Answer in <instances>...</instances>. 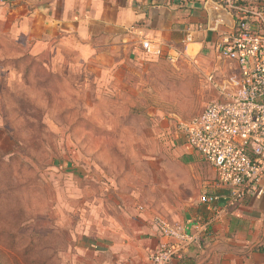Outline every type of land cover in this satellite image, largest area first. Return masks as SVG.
Masks as SVG:
<instances>
[{
    "label": "rangeland",
    "instance_id": "374dc122",
    "mask_svg": "<svg viewBox=\"0 0 264 264\" xmlns=\"http://www.w3.org/2000/svg\"><path fill=\"white\" fill-rule=\"evenodd\" d=\"M20 38L0 10V152L22 173L32 168L36 184L0 205V229L23 216L12 247L0 242V264H32L30 249L49 264H84L74 249L83 242L79 225L105 215L91 201L105 196L114 176L125 192L141 195L145 188L147 197L149 184L168 189L188 181L198 198L207 194L205 183L218 189L212 169L186 150L182 133L208 103L236 92L238 71L218 47L197 52L179 40L166 47L173 61L150 57L138 44L115 56L87 47L81 56L61 57L50 45L32 54ZM19 106L41 126L37 142L18 112L7 111ZM16 125L26 151L12 138Z\"/></svg>",
    "mask_w": 264,
    "mask_h": 264
},
{
    "label": "crops",
    "instance_id": "0c3cea01",
    "mask_svg": "<svg viewBox=\"0 0 264 264\" xmlns=\"http://www.w3.org/2000/svg\"><path fill=\"white\" fill-rule=\"evenodd\" d=\"M0 10L8 13L11 31L20 34L32 54L35 47L50 45L61 57L81 56L87 47L115 56L116 49L136 46L141 38L165 50L182 40L199 52L217 48L232 27L230 16L209 0H0ZM186 150L201 159L187 145ZM114 177L105 184V196L91 201L105 215L79 225L83 242L74 249L84 264H147L161 242L156 218L185 226L194 238L173 264H264V179L258 197L228 205L224 198L200 202L201 196L226 194L214 184L205 183L207 194L199 198L188 181L172 182L168 189L149 184L147 197L145 188L141 195L125 192ZM209 219L211 225L202 231Z\"/></svg>",
    "mask_w": 264,
    "mask_h": 264
},
{
    "label": "built area",
    "instance_id": "2783aa9c",
    "mask_svg": "<svg viewBox=\"0 0 264 264\" xmlns=\"http://www.w3.org/2000/svg\"><path fill=\"white\" fill-rule=\"evenodd\" d=\"M226 12L232 27L218 45L222 57L238 71L236 92L225 101L208 103L202 112L183 123L188 148L214 171L218 184L226 190L220 196H201L211 204L220 198L228 205L258 197L264 179V0H209ZM139 48L150 57L174 60L172 51L147 38ZM161 242L147 264H173L183 258L194 242L185 226L154 220ZM212 221L203 223L205 231Z\"/></svg>",
    "mask_w": 264,
    "mask_h": 264
},
{
    "label": "trees",
    "instance_id": "16d2710c",
    "mask_svg": "<svg viewBox=\"0 0 264 264\" xmlns=\"http://www.w3.org/2000/svg\"><path fill=\"white\" fill-rule=\"evenodd\" d=\"M15 69H18V61L15 62ZM26 69L23 74V78L25 77ZM4 95V93H3ZM4 97V96H3ZM28 108L24 106H19V108H11L7 109L8 112L13 111V115H15V111H17V116L18 118H21L24 120V127L23 129L29 132L28 134L32 137L30 140L31 141H36L38 140V135L40 134L41 126L36 125L34 123L30 122V116L27 113ZM37 127V128H36ZM22 128L16 126H13L11 135L18 146L20 150H27L26 148H23L22 146L20 147V144L22 145L23 140H24V135H22ZM28 152V151H27ZM30 153H28L29 155ZM6 154H2L0 152V205L6 203L10 204L13 203V198L19 197L20 192L23 191V189L35 186V181L34 177L30 175L32 174L33 171L32 168H28L29 173H22V168L19 166L18 168L15 169L11 158L9 157L8 159L6 158ZM13 214V213H11ZM15 219V220H14ZM23 216L21 213L17 214L16 218L14 215V218L9 221L5 226H3L0 229V242L6 241V245L8 247H12L14 239L17 237V235L14 234L15 230H18L20 225L22 224ZM3 245V244H2ZM30 251L36 255L33 259V263L35 261V264H49V261L45 258L39 259V255L35 254L32 249ZM32 263V264H33Z\"/></svg>",
    "mask_w": 264,
    "mask_h": 264
}]
</instances>
